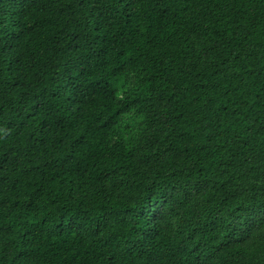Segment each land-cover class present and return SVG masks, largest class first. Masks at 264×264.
<instances>
[{
  "label": "trees",
  "instance_id": "obj_1",
  "mask_svg": "<svg viewBox=\"0 0 264 264\" xmlns=\"http://www.w3.org/2000/svg\"><path fill=\"white\" fill-rule=\"evenodd\" d=\"M0 264H264V0H0Z\"/></svg>",
  "mask_w": 264,
  "mask_h": 264
}]
</instances>
